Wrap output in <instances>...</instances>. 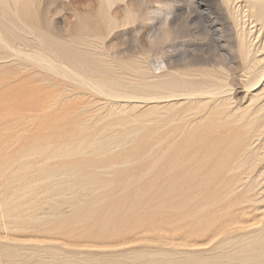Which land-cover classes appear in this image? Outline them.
Instances as JSON below:
<instances>
[{
  "label": "rangeland",
  "instance_id": "374dc122",
  "mask_svg": "<svg viewBox=\"0 0 264 264\" xmlns=\"http://www.w3.org/2000/svg\"><path fill=\"white\" fill-rule=\"evenodd\" d=\"M262 2L0 0V264H264Z\"/></svg>",
  "mask_w": 264,
  "mask_h": 264
},
{
  "label": "bare ground",
  "instance_id": "6f19581e",
  "mask_svg": "<svg viewBox=\"0 0 264 264\" xmlns=\"http://www.w3.org/2000/svg\"><path fill=\"white\" fill-rule=\"evenodd\" d=\"M15 1H16V0H15ZM261 1H263V2H262V4H263V3H264V0H260V2H261ZM27 2H28V1H27ZM15 4H16V3H15ZM18 4H19V3H18ZM262 4H261V5H262ZM22 5H23V3H22ZM22 5H21V6H22ZM263 5H264V4H263ZM260 7H264V6H260ZM32 8H33V6H32ZM17 9H18V8H17ZM26 9H27V8H26ZM18 10H20V9H18ZM21 10H22V8H21ZM24 10H25V9H24ZM28 10H29V6H28ZM262 10H264V8H263ZM32 11H33V9H32ZM27 13L29 14V13H31V11H29V12H27ZM27 13H25V14H27ZM21 15H22V14H21ZM19 17H20V16H19ZM73 20H74V19H73ZM70 21H71V20H70ZM24 24H26V23H24ZM66 24H67V23H66ZM26 26H27V25H26ZM20 36H21V35H20ZM10 49H11V48H10ZM33 56H35V55H33ZM37 57H38V56H37ZM34 58H36V56H35ZM38 61H39V60H38ZM35 62H37V59L35 60ZM42 62H43V61H42ZM47 64H48V62H47ZM49 64H50V63H49ZM49 64H48V65H49ZM49 66H50V65H49ZM52 66H53V64H52ZM59 67H60V66H59ZM54 68H55V67H54ZM63 71H64V70H63ZM94 87H95V86H94ZM97 88H99V87H97ZM250 145H251V144H250ZM251 159H252V158H251ZM248 186H249V185H248ZM234 187H235V186H234ZM232 190H233V189H232ZM254 198H256V197H254ZM217 199H218V198H217ZM246 200H247V199H246ZM246 200H245V201H246ZM251 202H252V201H251ZM223 234H224V233H223ZM240 251H242V250H240ZM245 251H246V250H245ZM237 252H238V251H237ZM261 252H262V251H261ZM240 253H241V252H240ZM240 257H241V256H240ZM241 258H242V257H241ZM243 259H244V258H243ZM215 260H216V259H215ZM213 261H214V260H213ZM217 263H218V262H217Z\"/></svg>",
  "mask_w": 264,
  "mask_h": 264
}]
</instances>
